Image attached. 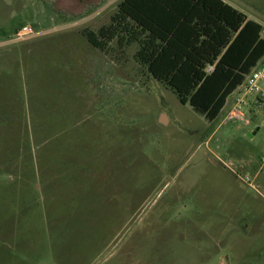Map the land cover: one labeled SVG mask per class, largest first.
Here are the masks:
<instances>
[{"label":"rangeland","instance_id":"374dc122","mask_svg":"<svg viewBox=\"0 0 264 264\" xmlns=\"http://www.w3.org/2000/svg\"><path fill=\"white\" fill-rule=\"evenodd\" d=\"M120 1L0 0V264H264V99L208 122L94 48Z\"/></svg>","mask_w":264,"mask_h":264},{"label":"trees","instance_id":"16d2710c","mask_svg":"<svg viewBox=\"0 0 264 264\" xmlns=\"http://www.w3.org/2000/svg\"><path fill=\"white\" fill-rule=\"evenodd\" d=\"M262 27L223 0H121L107 24L81 34L103 53L113 40L137 43L139 65L212 122L264 57Z\"/></svg>","mask_w":264,"mask_h":264},{"label":"built area","instance_id":"2783aa9c","mask_svg":"<svg viewBox=\"0 0 264 264\" xmlns=\"http://www.w3.org/2000/svg\"><path fill=\"white\" fill-rule=\"evenodd\" d=\"M261 33L264 37V25ZM14 34L16 39L24 40L32 37L35 33L31 27L24 25L18 28ZM262 83H264V57L252 67L244 81L229 95L227 99V101L230 100L229 111L225 118L244 120L246 122L242 110L248 105L250 96L264 97Z\"/></svg>","mask_w":264,"mask_h":264},{"label":"crops","instance_id":"0c3cea01","mask_svg":"<svg viewBox=\"0 0 264 264\" xmlns=\"http://www.w3.org/2000/svg\"><path fill=\"white\" fill-rule=\"evenodd\" d=\"M224 2H226V3H228V4H230L231 6H233V7H235L236 9H238V10H240L241 12H243L242 10H241V8H239V6H237L238 4H236L235 2H234V0H223ZM100 3V2H99ZM244 13V12H243ZM245 14V13H244ZM246 15V14H245ZM248 18H250L248 15H246ZM250 19H252V18H250ZM253 20H255V19H253ZM255 21H257V20H255ZM258 22V21H257ZM261 25H264V24H261ZM103 53V52H102ZM264 90V89H263ZM264 99V97H260V96H254V98H252V100H253V102H255V101H260V100H263Z\"/></svg>","mask_w":264,"mask_h":264},{"label":"water","instance_id":"95a60500","mask_svg":"<svg viewBox=\"0 0 264 264\" xmlns=\"http://www.w3.org/2000/svg\"><path fill=\"white\" fill-rule=\"evenodd\" d=\"M163 116H164V115H163ZM159 121H160L161 123H164L163 118H160Z\"/></svg>","mask_w":264,"mask_h":264}]
</instances>
